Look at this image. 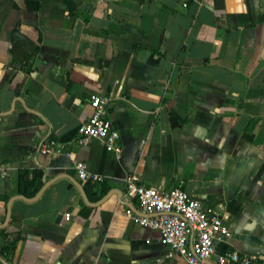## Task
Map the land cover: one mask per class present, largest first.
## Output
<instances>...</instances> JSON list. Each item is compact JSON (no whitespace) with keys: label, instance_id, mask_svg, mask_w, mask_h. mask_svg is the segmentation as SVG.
Here are the masks:
<instances>
[{"label":"crops","instance_id":"0c3cea01","mask_svg":"<svg viewBox=\"0 0 264 264\" xmlns=\"http://www.w3.org/2000/svg\"><path fill=\"white\" fill-rule=\"evenodd\" d=\"M92 93L119 156L75 140ZM127 174L216 207V252L264 256V0H0V264H189L124 213Z\"/></svg>","mask_w":264,"mask_h":264},{"label":"built area","instance_id":"2783aa9c","mask_svg":"<svg viewBox=\"0 0 264 264\" xmlns=\"http://www.w3.org/2000/svg\"><path fill=\"white\" fill-rule=\"evenodd\" d=\"M89 103L92 110L79 126L76 142L85 144L91 138H99L107 150L119 156L122 152L120 134L107 116L108 97L103 93H92ZM38 149L72 155L56 138L41 142ZM73 166L82 181L102 180V175L88 170L82 160H75ZM125 187V194L135 198L139 211L126 206L124 213L134 223L157 230L160 242L180 254L189 264H264L263 255L246 254L234 248L216 252V241L229 233L221 213L183 187L157 188L139 182L135 174L126 175ZM64 216L68 219L70 213L65 212Z\"/></svg>","mask_w":264,"mask_h":264},{"label":"trees","instance_id":"16d2710c","mask_svg":"<svg viewBox=\"0 0 264 264\" xmlns=\"http://www.w3.org/2000/svg\"><path fill=\"white\" fill-rule=\"evenodd\" d=\"M42 168L20 169L18 175V192L24 198L33 197L44 186ZM12 244L2 245L0 252L9 249Z\"/></svg>","mask_w":264,"mask_h":264},{"label":"water","instance_id":"95a60500","mask_svg":"<svg viewBox=\"0 0 264 264\" xmlns=\"http://www.w3.org/2000/svg\"><path fill=\"white\" fill-rule=\"evenodd\" d=\"M43 187H44V186H43ZM43 187L40 189V191L43 189ZM40 191H39V192H40ZM39 192H37V193H39ZM35 195H36V194H35ZM35 195H34V196H35ZM34 196H33V197H34ZM8 217H9V214H7V219H8Z\"/></svg>","mask_w":264,"mask_h":264}]
</instances>
